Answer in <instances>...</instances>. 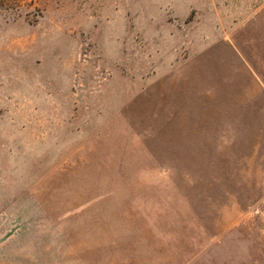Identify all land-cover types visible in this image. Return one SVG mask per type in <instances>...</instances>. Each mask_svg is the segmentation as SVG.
<instances>
[{
	"label": "rangeland",
	"instance_id": "374dc122",
	"mask_svg": "<svg viewBox=\"0 0 264 264\" xmlns=\"http://www.w3.org/2000/svg\"><path fill=\"white\" fill-rule=\"evenodd\" d=\"M0 264H264V0H0Z\"/></svg>",
	"mask_w": 264,
	"mask_h": 264
}]
</instances>
